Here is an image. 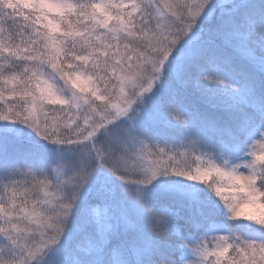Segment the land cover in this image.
<instances>
[{
	"label": "snow or ice",
	"instance_id": "snow-or-ice-1",
	"mask_svg": "<svg viewBox=\"0 0 264 264\" xmlns=\"http://www.w3.org/2000/svg\"><path fill=\"white\" fill-rule=\"evenodd\" d=\"M0 264H264V0H0Z\"/></svg>",
	"mask_w": 264,
	"mask_h": 264
}]
</instances>
